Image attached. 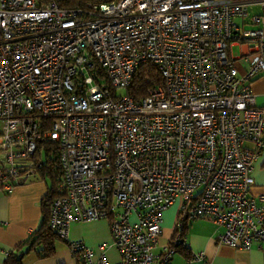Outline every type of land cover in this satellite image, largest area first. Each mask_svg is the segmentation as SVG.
<instances>
[{"label":"built area","instance_id":"2783aa9c","mask_svg":"<svg viewBox=\"0 0 264 264\" xmlns=\"http://www.w3.org/2000/svg\"><path fill=\"white\" fill-rule=\"evenodd\" d=\"M248 4L261 10L249 14ZM235 44L250 51L242 74ZM146 61L163 82L139 98L120 93ZM259 74L264 0H0V189L41 167L42 136L62 171L50 227L67 240L73 221L109 220L118 261L92 259L82 240H69L88 264L151 263L162 211L177 197L163 262L186 247L185 219L199 216L223 226L217 243L249 249L264 242V193L251 190L264 145L250 88ZM42 117L50 121L40 132ZM184 264L210 259L190 251Z\"/></svg>","mask_w":264,"mask_h":264},{"label":"crops","instance_id":"0c3cea01","mask_svg":"<svg viewBox=\"0 0 264 264\" xmlns=\"http://www.w3.org/2000/svg\"><path fill=\"white\" fill-rule=\"evenodd\" d=\"M234 46L238 47V53L235 54L236 64L239 74H242L248 65L245 56L249 57L250 51L247 44ZM250 88L254 93L255 103L264 111V75L259 74L253 78L250 81ZM247 144L250 146V143ZM251 174L252 192L264 193V145L252 163ZM47 188V178L36 171L13 184L10 190L4 192L0 189V264H5L8 251L29 237L40 224L41 201ZM135 217V212H132L130 218ZM168 219L167 213L163 222L162 211V231L153 247L155 258L149 264H184L185 262L186 252L181 248H176L169 263L161 259L164 248L171 243L176 233L175 224L171 226L167 222ZM222 231L223 226L210 217L199 216L185 219L182 235L185 237L186 248L189 251L203 250L210 259V264H264V242L253 244L249 249L219 244L217 236ZM68 237L67 240L64 238L55 240V251L50 256L40 257L33 251L24 254L23 264H88L89 258L85 250H80L74 255L70 252L69 240H82L85 247L90 248L92 259H96L101 252L110 262L118 261L121 257L118 249L112 244L107 218L73 221L68 227ZM99 246H102L103 250Z\"/></svg>","mask_w":264,"mask_h":264},{"label":"trees","instance_id":"16d2710c","mask_svg":"<svg viewBox=\"0 0 264 264\" xmlns=\"http://www.w3.org/2000/svg\"><path fill=\"white\" fill-rule=\"evenodd\" d=\"M106 1L109 0H57L58 4L62 7L85 6L88 2ZM103 81H106L105 77H103ZM162 82L163 78L158 66L151 61H146L137 67L124 92L132 95L134 98H139L151 86ZM49 121L50 118H41V125L39 126L40 132H43L48 127ZM35 157L42 160V165L38 168L37 172L48 180L47 192L41 201V222L29 237L20 241L8 251L5 264H23L22 259L24 254L32 251L40 257L50 256L55 251V240L60 238L49 224L51 201L62 193V171L58 161L57 148L47 139L40 136L37 138ZM176 247L184 250L186 256H189L190 251L182 244Z\"/></svg>","mask_w":264,"mask_h":264},{"label":"rangeland","instance_id":"374dc122","mask_svg":"<svg viewBox=\"0 0 264 264\" xmlns=\"http://www.w3.org/2000/svg\"><path fill=\"white\" fill-rule=\"evenodd\" d=\"M248 9H249V14H251L252 12L260 11V7L258 6V4H253V5L248 4ZM232 52H233V54H237L238 53V47L233 46ZM118 91L120 93H122V92H124V89L119 88ZM179 203H180V198L177 197L171 205H169L167 208H165L166 210L165 209L163 210V222H164L165 215L168 213L169 219L167 222H169V224H171V226L174 224Z\"/></svg>","mask_w":264,"mask_h":264}]
</instances>
